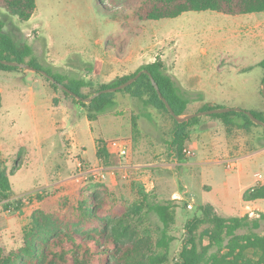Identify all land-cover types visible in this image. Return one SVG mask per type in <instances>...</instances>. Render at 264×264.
I'll return each instance as SVG.
<instances>
[{"label":"rangeland","instance_id":"374dc122","mask_svg":"<svg viewBox=\"0 0 264 264\" xmlns=\"http://www.w3.org/2000/svg\"><path fill=\"white\" fill-rule=\"evenodd\" d=\"M141 1L35 0L36 10L29 21L20 22L2 9L0 18L18 44L32 47L33 59L44 69L89 82L81 89L84 96L160 58L166 74L189 100L188 115L210 104L264 113V70L259 67L264 59V13L231 16L185 12L174 19L140 21L135 11ZM0 94V158L7 173L19 163L9 181L11 201L22 200L20 209L10 207L12 211L6 215V201L0 202V222L10 220L7 233L0 235L4 255L22 245L23 232L30 227L35 209L50 210L61 198H71L87 184L102 183L91 170H117L116 179L107 178L103 183L119 204L132 203L138 197L136 188L142 183L137 179L141 173L136 171L150 167L151 179H144L147 186L153 182L150 197L158 202L172 201L177 207L169 232L174 240L167 264H175L185 239L184 225L193 216H200L202 205L225 199L232 213L238 214L242 208L240 186L250 185L256 173L263 177V183L256 181L255 187L264 184L263 127L257 124L248 132L227 136L220 120L196 117L190 127L197 130L201 125L208 127L211 121L220 122L214 132L221 139L219 152L213 155L207 147L190 145L189 127L185 148L191 153L176 160L170 147L172 121L163 112L144 108L139 100L116 94L115 109L89 123L83 109L61 90L52 89L35 72L23 69L0 71ZM133 115L139 116L136 142L131 128ZM113 140L126 145L122 157L107 147ZM202 141L212 144V140ZM98 146L108 148L111 166L105 167L97 159ZM229 160L236 161L235 169L226 168L224 162ZM238 174L242 182L236 178ZM254 205L257 207L248 210L253 214L250 217L264 213V200ZM144 223L156 236L161 227L156 215H146Z\"/></svg>","mask_w":264,"mask_h":264},{"label":"trees","instance_id":"16d2710c","mask_svg":"<svg viewBox=\"0 0 264 264\" xmlns=\"http://www.w3.org/2000/svg\"><path fill=\"white\" fill-rule=\"evenodd\" d=\"M0 9L20 22H27L32 18L36 5L35 0H0ZM204 11L231 16L264 13V0H142L135 14L140 21H157L174 19L185 12ZM0 61L25 63L47 73L75 96L35 72L52 89L61 90L67 99L80 106L89 123L115 109L116 94L139 100L144 108L151 107L165 113L173 123L170 143L173 158H183L182 151L189 142V127L197 118L179 124L159 99L148 74L175 115H186L189 100L166 74L160 58L84 96L81 89L89 86V82L44 69L33 59L32 47L27 43L18 44L5 31V23L0 18ZM259 67L264 70V59ZM0 71L14 73L22 69L0 63ZM141 71L147 74L142 73L123 90L101 94L88 103L83 101L99 91L122 85ZM1 105L0 94V108ZM210 109L209 106L201 108L197 113ZM250 112L264 123L262 112ZM138 118L136 115L131 117L134 142L140 133ZM207 118L220 120L227 136L235 131L248 132L255 125L242 112L231 111L208 115ZM261 139L264 142V128ZM96 156L105 167L113 164L107 147L98 146ZM19 168V163H16L7 173L6 163L0 158V202L6 201L4 209L13 207L18 210L22 205V200L11 201L13 196L9 181V176H13ZM150 192L142 184L138 185V197L132 203L121 201L118 204L116 196L109 192L105 183H89L71 198H61L50 210L35 209L30 216V227L23 232L22 245L6 255L0 249V264H167L169 247L174 240L169 232L175 224L177 207L172 201L153 200ZM37 199L41 201L39 195ZM242 200H264V184L246 190ZM200 211V216H193L184 225L185 239L175 264H264V213L255 217L248 214L227 217L218 214L210 204L202 205ZM148 214L156 215L161 223L156 236L144 223Z\"/></svg>","mask_w":264,"mask_h":264},{"label":"water","instance_id":"95a60500","mask_svg":"<svg viewBox=\"0 0 264 264\" xmlns=\"http://www.w3.org/2000/svg\"><path fill=\"white\" fill-rule=\"evenodd\" d=\"M1 64L4 65H8V66H14L23 70H28V71H32V72H38L41 76L47 78L51 83L57 85L59 87V89L63 90L64 92L68 93L71 96H75L71 91H69L64 85L62 84H58L56 83V81L49 76L47 73H45L44 71H37L36 69H34L33 67L25 64V63H17V62H7V61H0ZM142 73L147 74L146 71H141L139 73H137L134 77H132L131 79H129L127 82L123 83L120 86L114 87V88H110V89H105L102 91L97 92L96 94L92 95L91 97L87 98V99H83L84 102L88 103L90 101H92L95 97L101 95V94H105V93H113L119 90H123L124 88H126L127 86H129L130 84H132ZM148 76L150 77V81L152 86L154 87L155 91L157 92L159 99L164 103L166 110L169 112V114L175 119V121L179 124L187 122L195 117H200V116H208V115H214V114H224V113H228L231 111L234 112H242L244 114H246L254 124H257L259 126H262L264 128V123L255 118L251 112H247V111H242L240 109H221V108H215V105L210 104L209 107H211L212 109L210 110H206L203 112H198L196 114H191V115H183V116H176L175 113L172 111L169 103L163 98V96L161 95L159 88L156 84V82L154 81V79L151 77V75L148 74ZM262 95L264 96V83L262 85ZM77 100H80L79 97H76Z\"/></svg>","mask_w":264,"mask_h":264},{"label":"crops","instance_id":"0c3cea01","mask_svg":"<svg viewBox=\"0 0 264 264\" xmlns=\"http://www.w3.org/2000/svg\"><path fill=\"white\" fill-rule=\"evenodd\" d=\"M186 114H188V113H186ZM209 123L210 124L208 125V127H205V126L202 127V125L199 126L198 130L194 126L190 127V131H191V139H190L191 142H190V145H192V146L195 145L199 149L202 148V147H207L208 148V152H211L213 155H215V152H219L217 150V145L220 143L219 141L221 139L219 137H216L214 135L215 134L214 132H215L216 129H218L220 122H218V121H211ZM196 138H198V140H200V141H196ZM202 138L203 139H207V140H212V144L211 145L209 144L208 146L207 145H204V143L202 141L203 140ZM192 148L194 149V147H192ZM229 161L236 162L235 160H229ZM237 169L240 170V167H238ZM256 174H254V181L250 185L240 186V188H239V198H240V201L242 203V208H241V212L240 213H238V214L232 213L233 212V208L230 207V205H228V203L225 201V199H223V200L218 199V200H216L214 202V204H210V205L214 207V209H215V211H217V213L218 212L219 213L220 212H223L225 214L226 213L232 214V215H229V216H243L244 214L247 213V210L248 209L250 210L251 207H254V208L257 207L256 205H254V203L256 201H253V202H244L242 200L243 193L246 190L255 187V184H256V180H255ZM114 177H111V175L108 176V178H111L112 180L113 179H116V176H114ZM236 178L238 179L239 182H242V180H243L242 179V176L240 174H238V176ZM112 180H110V181H112ZM257 201H261V200H257ZM206 204H209V203H206ZM243 205H244V207H243ZM8 221H10V220H8ZM8 221H6V218H5L4 221L0 222V235H4L5 233H7L6 232V229H8L7 228V224L10 223ZM7 236H8V234H7Z\"/></svg>","mask_w":264,"mask_h":264},{"label":"built area","instance_id":"2783aa9c","mask_svg":"<svg viewBox=\"0 0 264 264\" xmlns=\"http://www.w3.org/2000/svg\"><path fill=\"white\" fill-rule=\"evenodd\" d=\"M107 147L109 149H111V151L114 153V155L117 156L118 158L119 157H122L127 152L126 145L123 143V141H120V140H113V141H111L108 144ZM182 152H183V154L185 153L186 155H189L191 153V151L189 149H186V148L183 149ZM224 164L226 165V168H228V169H231L232 170V169H235L236 168V164H235L234 161H227V162L225 161ZM79 166H80V164H79ZM116 171L117 170L115 168H110V170H108L107 172L106 171H100V172H98L97 170H91V172L94 175V177H97V180L98 181H102V182L103 181H106V179L108 178L109 175L115 176ZM136 172L141 173V175H144V176L137 175V179H139V181L143 184V186L145 187V189L147 191L152 190L154 188V186H152L153 182L151 181V186H147L145 184V181H144V179L146 177L151 179V177L149 175V173H150V167H143V168L137 170ZM96 174H99V175L96 176ZM256 178H257V180H256L257 182H261L263 177L260 174H258V175L256 174ZM142 180L144 181V183H143ZM261 183H263V182H261ZM186 206H187L188 209H191L192 208L191 203H188ZM248 210H247V214L249 213L248 214L249 216L253 215L250 212H248ZM11 211H12L11 209H8V210L4 211L3 214L4 213H10ZM2 215H0V218H1ZM4 215H6V214H4Z\"/></svg>","mask_w":264,"mask_h":264}]
</instances>
